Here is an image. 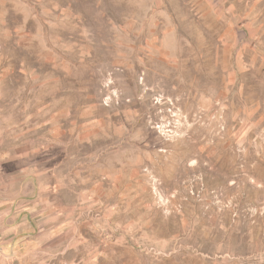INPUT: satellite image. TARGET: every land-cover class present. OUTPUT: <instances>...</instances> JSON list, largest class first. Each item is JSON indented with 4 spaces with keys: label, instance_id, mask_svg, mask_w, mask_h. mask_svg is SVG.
Here are the masks:
<instances>
[{
    "label": "rangeland",
    "instance_id": "1",
    "mask_svg": "<svg viewBox=\"0 0 264 264\" xmlns=\"http://www.w3.org/2000/svg\"><path fill=\"white\" fill-rule=\"evenodd\" d=\"M2 149L75 264H264V0H0Z\"/></svg>",
    "mask_w": 264,
    "mask_h": 264
},
{
    "label": "crops",
    "instance_id": "2",
    "mask_svg": "<svg viewBox=\"0 0 264 264\" xmlns=\"http://www.w3.org/2000/svg\"><path fill=\"white\" fill-rule=\"evenodd\" d=\"M13 155L0 150V163L12 162ZM25 191L9 171L0 174V264H75L64 258L74 248L73 212L57 198Z\"/></svg>",
    "mask_w": 264,
    "mask_h": 264
}]
</instances>
